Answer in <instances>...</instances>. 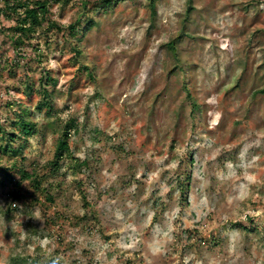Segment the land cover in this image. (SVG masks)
<instances>
[{
	"label": "rangeland",
	"instance_id": "374dc122",
	"mask_svg": "<svg viewBox=\"0 0 264 264\" xmlns=\"http://www.w3.org/2000/svg\"><path fill=\"white\" fill-rule=\"evenodd\" d=\"M50 17L94 24L83 37L45 25L41 62L28 49L36 78L57 79V113L35 112L24 164L47 173L69 116L80 130L45 180L53 202L0 186V264H264V0H157L155 16L150 0H51ZM22 70L0 77L3 115L35 111L13 88Z\"/></svg>",
	"mask_w": 264,
	"mask_h": 264
},
{
	"label": "trees",
	"instance_id": "16d2710c",
	"mask_svg": "<svg viewBox=\"0 0 264 264\" xmlns=\"http://www.w3.org/2000/svg\"><path fill=\"white\" fill-rule=\"evenodd\" d=\"M56 2L63 1L65 4L67 0H55ZM109 2L110 0H105ZM157 0H150L152 8V15H156ZM51 0H0V23L7 20L12 22V25L5 27V37L12 44L15 51L13 57H6L0 46V77H4L5 73L11 76L17 74L18 69L23 68L21 79L17 82L16 88L28 98L34 94L37 99L34 103V110L24 102H16L14 104L17 108L7 115L0 113V159L6 158L11 163L0 165V186H9L10 195L14 200H25L26 203H39L40 197L44 196L45 201L53 202L54 197L44 186L48 174H57L63 167V162L72 158L71 154V140L77 135L80 130L76 116H69L62 125L60 135L57 139L55 153L53 158L45 165L47 173H40L39 169L30 171L24 164L27 160L25 150L29 138L36 133H39L37 122L33 119L35 112L44 114L47 119H52L57 112H55V96L53 90L50 89L55 85L57 79L46 70L41 72L37 79L35 73L29 68L30 62H25L28 49L34 50L35 59L41 62L44 57L40 45L38 43L37 34L40 29L47 25L46 28L54 29L57 32L65 29L72 37H76L81 33V37L85 36L94 24L93 19H89L84 25L82 21L70 23L68 26H63L50 17ZM167 47L176 51V39L167 43ZM80 50L75 49V53L79 54ZM176 53V52H175ZM92 74V70L86 67ZM264 92V89L261 90ZM189 93V92H188ZM191 97V94H188ZM13 104V103H12ZM20 161H22L20 163ZM73 168L82 169L87 166L86 159H75ZM46 172L45 170H43ZM191 175H187L183 181L180 182L181 196L187 198V192L190 189ZM27 182L29 190L24 192V185ZM84 204L87 203V196L85 191H81ZM42 195V196H41ZM55 218L59 216L54 213ZM50 219H47V223ZM10 264H27L25 259H11Z\"/></svg>",
	"mask_w": 264,
	"mask_h": 264
}]
</instances>
